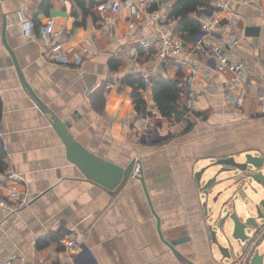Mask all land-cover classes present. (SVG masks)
I'll return each mask as SVG.
<instances>
[{
	"label": "crops",
	"instance_id": "obj_1",
	"mask_svg": "<svg viewBox=\"0 0 264 264\" xmlns=\"http://www.w3.org/2000/svg\"><path fill=\"white\" fill-rule=\"evenodd\" d=\"M111 1L0 0V149L5 152L0 194L17 187L29 201L16 212L0 207V264L70 260L54 238L61 230L83 243L79 259L89 264H189L170 245L195 264H223L211 243L210 196L217 201L236 191V197H224L229 207L221 216L237 212V205L245 217L255 216L251 206L264 199L260 184L248 181L247 190L230 180L236 173H219L216 164L229 156L243 162L251 153L262 158L264 173V111L258 101L264 95V0H210L213 8L236 13L233 31L244 36L231 59L243 64L255 86L241 107L229 102L224 82L232 74L217 68L213 52H202L193 39L174 32V0L154 9L160 17L146 25L131 9L138 0H121V15L99 9ZM49 19L63 31V49L84 51L80 64L45 57L39 36ZM28 22L31 33L24 29ZM215 27L229 33L221 23ZM165 35L183 37L199 66L191 89L198 94L200 116L190 118L192 126L163 116L151 87L140 89L139 110L133 86L123 83L128 74L173 79L180 72L178 62H160L154 55ZM208 42L218 45L214 38ZM53 115L68 120L75 145L55 127ZM148 120L161 139L138 142L134 129ZM102 163L141 165V174L111 187L115 172H104ZM214 176L220 183L204 194L202 186Z\"/></svg>",
	"mask_w": 264,
	"mask_h": 264
},
{
	"label": "built area",
	"instance_id": "obj_2",
	"mask_svg": "<svg viewBox=\"0 0 264 264\" xmlns=\"http://www.w3.org/2000/svg\"><path fill=\"white\" fill-rule=\"evenodd\" d=\"M168 0H138L137 3L131 5L132 12L143 23L148 24L153 20H157L160 16L157 10H150L152 4H157L159 7L164 5ZM101 11L110 9L111 12L121 15L122 2L121 0H112L110 3H103L99 6ZM145 14V15H144ZM197 16L202 19V30L195 35L193 41L195 47L202 52L212 51L213 58L217 63V68L223 72H230L232 79L224 82V89L227 98L230 103L241 107L243 101L247 95V90L255 86V82L249 79V73L243 68V64L239 61H232L231 55L233 50L244 42V36L235 33L233 30L238 26V17L231 9H223L217 7L214 10L201 9L198 11ZM108 23H112L107 19ZM216 23H221L222 27H226L229 33H224L221 28L215 27ZM33 23H25L24 29L26 32L31 33V27ZM132 27L134 23L131 24ZM63 31H57L54 27L53 19L46 21L45 25L40 31L39 39L42 42L43 47L46 49L45 57L50 61L59 64H80L84 58V51L76 47H69L67 49L62 48ZM214 38L218 41L217 46H212L208 40ZM144 46H149L148 43ZM157 59L160 62L176 61L182 67L185 72V77L182 80L181 85L187 89V94L184 95V103L188 108V113L191 117H198L196 113L199 111L198 106V94L191 89L192 84L196 79L199 71L197 62L190 58L187 52V42L180 36H163L157 47ZM147 81H150L149 74L144 73ZM113 83L109 82L105 86L110 89ZM148 87H151L149 82ZM240 93L236 95L237 90ZM258 101L262 103L264 111V95H258ZM135 138L141 143H151L159 138L160 133L150 120L143 123L140 127L134 129ZM141 174V165H136L132 170V177H138ZM8 177L19 181L20 177L15 172H9ZM29 201L26 194L17 187L9 189L4 195L0 194V207L9 211L16 212L19 209L27 206ZM252 233L247 231L253 239L254 233L256 235L264 236V218L262 222L259 221L257 227L253 228ZM58 243L64 248V251L71 254L70 260L63 258L61 264H89L87 262L80 261L79 257L83 251V243L76 239L73 235L63 234ZM3 264H12L10 260L3 262ZM245 264V263H244Z\"/></svg>",
	"mask_w": 264,
	"mask_h": 264
},
{
	"label": "water",
	"instance_id": "obj_3",
	"mask_svg": "<svg viewBox=\"0 0 264 264\" xmlns=\"http://www.w3.org/2000/svg\"><path fill=\"white\" fill-rule=\"evenodd\" d=\"M250 29L252 31L257 30L254 27H250ZM27 87L29 88V86ZM32 94L34 95L33 92ZM36 99L38 100V103L41 108H43L41 100H39L38 98ZM53 119L55 127L64 136L66 141L70 145H75L73 138L68 133V127L70 124L68 120L61 119L56 115H53ZM159 138L161 139V136H159ZM262 162V158L255 156L251 153H247L245 161L243 162L237 161L234 156H229L218 159L216 161V164L221 166L219 173H236V175L230 177V180H235L237 185L241 184V186H243L248 181L256 182L260 184L264 189V173L261 169ZM101 165V167H103L104 172H111V170L106 169H112L115 172V175L108 181V185L111 187L117 185L123 179V177L129 176L133 169V163H131L126 169L114 163H102ZM201 175V171L197 172L195 175L198 184H201ZM141 180L143 181L142 178ZM219 183L220 182L218 181L217 176H214L202 186L201 191L204 194H207L209 189L214 188V186ZM255 209V216H246L244 218H242L237 212L229 211L224 216H222L221 221L218 222L221 227V230L218 232L213 230L212 225L209 227L211 234V243L213 247L217 246L221 254V262H223L227 258H232L233 256L231 247L229 245H223L219 241V238L224 237L225 231H227L226 221L230 220L232 224L231 236L234 240L239 241L240 244L245 248L241 257H234L233 263H235L237 260H243L245 264H264V248L262 251L259 249V243L264 240V236H259L254 233V237L252 239L251 235H249V233L247 232H254L253 228L257 227L259 221L264 218V199H262V201L255 206ZM170 246L178 256L185 259L189 264H195L194 262L187 260L186 257L181 254L177 249H175L173 245ZM235 253L236 251L234 250V256Z\"/></svg>",
	"mask_w": 264,
	"mask_h": 264
},
{
	"label": "trees",
	"instance_id": "obj_4",
	"mask_svg": "<svg viewBox=\"0 0 264 264\" xmlns=\"http://www.w3.org/2000/svg\"><path fill=\"white\" fill-rule=\"evenodd\" d=\"M154 9H159V6L152 4L150 10ZM201 9L214 10L215 8L210 5V0H174L170 11V17L178 22L174 32L187 39H193L202 30V19L193 14ZM154 55H157V51ZM181 69L180 66V72L173 79H166L159 75L152 77L149 82L151 83V92L154 95L156 105L162 115L168 117L171 121H186L189 126H192L191 115L188 113V108L183 104V97L187 94V89L181 85L185 77ZM149 82L145 80L141 73L128 74L123 79V83L133 86V94L139 110L143 108L144 104L140 89H146ZM196 116H200V113L197 112ZM4 157L5 152L0 149V170H3ZM62 235L63 231L61 230L54 238L59 240Z\"/></svg>",
	"mask_w": 264,
	"mask_h": 264
},
{
	"label": "rangeland",
	"instance_id": "obj_5",
	"mask_svg": "<svg viewBox=\"0 0 264 264\" xmlns=\"http://www.w3.org/2000/svg\"><path fill=\"white\" fill-rule=\"evenodd\" d=\"M250 186H251V183L246 184L245 185V188H247V190H249L251 188ZM235 192L236 191H234L233 193L224 194L217 201H213V196H210V199L208 201V211H209L210 217H209L208 220H209L210 224H212L213 230H215L217 232L221 230L220 224L217 223L216 221H218V222L221 221V219H222V216H221L222 215V212L224 210H227L228 207H229L228 204L224 201V197H227V198H230L232 196L236 197ZM204 198H205V196H204ZM213 203H216V206L215 207L212 206ZM251 208H252L253 212L256 213V209H255V207L253 205L251 206ZM236 210H237V213L242 218L245 217V213L239 207V205H237ZM262 220L263 219H261L260 222H262ZM226 226H227V231H225V236L224 237H220L219 238V241L223 245H229L231 247L233 256H232V258L225 259L222 263L223 264H232L233 263V260H234V257L235 258L236 257H241V255L243 254L245 248H244V246H242L240 244L239 241L234 240L233 237L231 236L232 224H231V221L230 220H227L226 221ZM263 248H264V240L259 243V249L262 251ZM234 250L236 251L235 256H234ZM213 251H214L213 253H214L215 259L216 260H220L221 259V254H220L217 246H214L213 247Z\"/></svg>",
	"mask_w": 264,
	"mask_h": 264
}]
</instances>
